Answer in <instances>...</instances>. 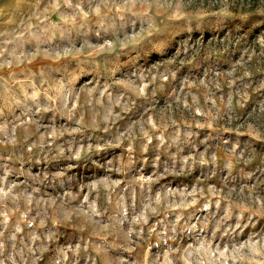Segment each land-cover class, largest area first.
Segmentation results:
<instances>
[{
	"label": "rangeland",
	"instance_id": "374dc122",
	"mask_svg": "<svg viewBox=\"0 0 264 264\" xmlns=\"http://www.w3.org/2000/svg\"><path fill=\"white\" fill-rule=\"evenodd\" d=\"M0 264H264V0H0Z\"/></svg>",
	"mask_w": 264,
	"mask_h": 264
},
{
	"label": "trees",
	"instance_id": "16d2710c",
	"mask_svg": "<svg viewBox=\"0 0 264 264\" xmlns=\"http://www.w3.org/2000/svg\"><path fill=\"white\" fill-rule=\"evenodd\" d=\"M217 1L218 0H213V3ZM232 1L234 2L235 6L237 7L241 6V11L242 10H246V11L253 10L255 7H258L259 5V0H232Z\"/></svg>",
	"mask_w": 264,
	"mask_h": 264
}]
</instances>
